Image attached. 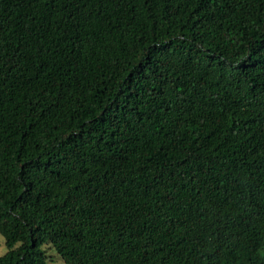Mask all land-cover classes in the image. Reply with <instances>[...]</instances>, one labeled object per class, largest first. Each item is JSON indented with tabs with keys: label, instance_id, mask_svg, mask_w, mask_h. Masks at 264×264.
Wrapping results in <instances>:
<instances>
[{
	"label": "trees",
	"instance_id": "obj_1",
	"mask_svg": "<svg viewBox=\"0 0 264 264\" xmlns=\"http://www.w3.org/2000/svg\"><path fill=\"white\" fill-rule=\"evenodd\" d=\"M0 264H264V0H0Z\"/></svg>",
	"mask_w": 264,
	"mask_h": 264
},
{
	"label": "rangeland",
	"instance_id": "obj_2",
	"mask_svg": "<svg viewBox=\"0 0 264 264\" xmlns=\"http://www.w3.org/2000/svg\"><path fill=\"white\" fill-rule=\"evenodd\" d=\"M49 264H65L62 257L50 246H46ZM7 251L4 237L0 234V254Z\"/></svg>",
	"mask_w": 264,
	"mask_h": 264
}]
</instances>
